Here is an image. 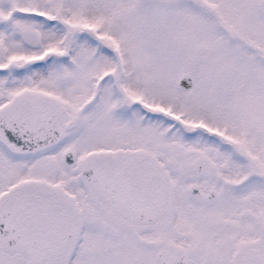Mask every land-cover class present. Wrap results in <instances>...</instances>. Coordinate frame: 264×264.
I'll use <instances>...</instances> for the list:
<instances>
[{
  "label": "snow or ice",
  "instance_id": "snow-or-ice-1",
  "mask_svg": "<svg viewBox=\"0 0 264 264\" xmlns=\"http://www.w3.org/2000/svg\"><path fill=\"white\" fill-rule=\"evenodd\" d=\"M0 264H264V0H0Z\"/></svg>",
  "mask_w": 264,
  "mask_h": 264
}]
</instances>
